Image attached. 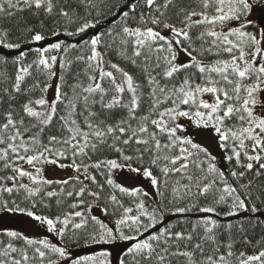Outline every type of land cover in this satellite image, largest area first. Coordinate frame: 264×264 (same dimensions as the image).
Returning a JSON list of instances; mask_svg holds the SVG:
<instances>
[{
    "label": "snow or ice",
    "instance_id": "6c2138e0",
    "mask_svg": "<svg viewBox=\"0 0 264 264\" xmlns=\"http://www.w3.org/2000/svg\"><path fill=\"white\" fill-rule=\"evenodd\" d=\"M117 242L264 264V0H0V264Z\"/></svg>",
    "mask_w": 264,
    "mask_h": 264
},
{
    "label": "rangeland",
    "instance_id": "374dc122",
    "mask_svg": "<svg viewBox=\"0 0 264 264\" xmlns=\"http://www.w3.org/2000/svg\"><path fill=\"white\" fill-rule=\"evenodd\" d=\"M6 224H9L16 228L24 227L22 220L19 221H5ZM125 247L123 242H117L115 244H96L90 247H82L74 249L79 255H91L94 252H99L102 250H108L111 255L109 257L111 264H119V256L121 254L122 248Z\"/></svg>",
    "mask_w": 264,
    "mask_h": 264
}]
</instances>
